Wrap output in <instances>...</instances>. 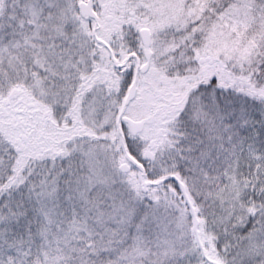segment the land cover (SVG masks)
Here are the masks:
<instances>
[{"label":"snow or ice","instance_id":"obj_1","mask_svg":"<svg viewBox=\"0 0 264 264\" xmlns=\"http://www.w3.org/2000/svg\"><path fill=\"white\" fill-rule=\"evenodd\" d=\"M0 264H264V0H0Z\"/></svg>","mask_w":264,"mask_h":264}]
</instances>
